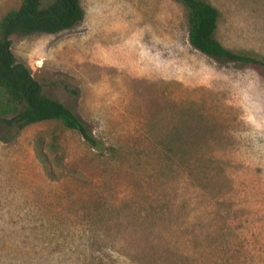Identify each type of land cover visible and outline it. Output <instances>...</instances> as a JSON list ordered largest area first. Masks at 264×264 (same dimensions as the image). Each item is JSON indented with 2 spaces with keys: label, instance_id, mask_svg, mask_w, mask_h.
Returning <instances> with one entry per match:
<instances>
[{
  "label": "rangeland",
  "instance_id": "374dc122",
  "mask_svg": "<svg viewBox=\"0 0 264 264\" xmlns=\"http://www.w3.org/2000/svg\"><path fill=\"white\" fill-rule=\"evenodd\" d=\"M207 1L223 46L264 57V0ZM79 4L10 50L113 150L0 126V264H264V68L192 48L176 0Z\"/></svg>",
  "mask_w": 264,
  "mask_h": 264
},
{
  "label": "trees",
  "instance_id": "16d2710c",
  "mask_svg": "<svg viewBox=\"0 0 264 264\" xmlns=\"http://www.w3.org/2000/svg\"><path fill=\"white\" fill-rule=\"evenodd\" d=\"M185 11L186 36L189 45L218 61H230L264 68V57L251 51L232 50L214 36L219 12L207 0H176ZM82 16L79 0H20L15 8L0 16V126L18 132L28 124L58 122L75 131L99 154L112 152L87 130L84 122L67 106L42 93L41 85L10 50L13 33H57L74 26ZM37 140L35 153L45 166L47 159ZM52 148V147H51ZM51 176V171H47Z\"/></svg>",
  "mask_w": 264,
  "mask_h": 264
}]
</instances>
